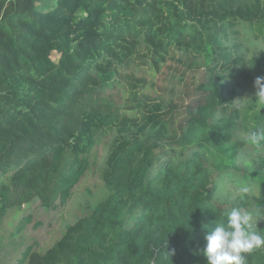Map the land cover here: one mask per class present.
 Returning a JSON list of instances; mask_svg holds the SVG:
<instances>
[{"label": "trees", "instance_id": "trees-1", "mask_svg": "<svg viewBox=\"0 0 264 264\" xmlns=\"http://www.w3.org/2000/svg\"><path fill=\"white\" fill-rule=\"evenodd\" d=\"M238 30L264 50V0H0V220L67 197L87 167L84 137L90 147L116 128L101 173L108 201L19 264H113L122 252L130 264H207L205 237L230 203L264 212V149L235 136L264 121L252 102L235 105L259 69ZM140 49L162 62L210 51L179 120L174 104L152 101L142 119H115L109 91ZM224 176L257 194L219 204ZM247 264H264V248Z\"/></svg>", "mask_w": 264, "mask_h": 264}, {"label": "rangeland", "instance_id": "rangeland-1", "mask_svg": "<svg viewBox=\"0 0 264 264\" xmlns=\"http://www.w3.org/2000/svg\"><path fill=\"white\" fill-rule=\"evenodd\" d=\"M235 37L241 44L246 60L256 61L259 66V69L248 77L249 81L241 86L235 105L243 110L252 102L254 106L252 116L257 118L258 112L264 114V104L256 101L253 82L257 77H264V50L258 47L254 51V41H243L239 30ZM171 56L174 57L173 60ZM211 57L209 50L201 55L195 54L194 59L191 60L181 57L179 52H172V54L167 53V56H164L165 61L162 62L161 59H155L148 52L140 49L132 64L123 72L124 77L115 81L109 91L115 119H142L145 112L141 105L152 101L161 103L164 107L174 104L177 109L176 120H179L182 116L185 96L197 86ZM259 126H264V121ZM115 130L116 128L112 131L103 128L104 132L91 140L93 144L90 147H88L89 138L84 137L80 144L84 150L80 159L86 161L85 173L68 196L61 197L54 207L45 208L39 201L34 200L20 208L5 212L0 220V264H19L18 261L28 251L42 253L63 234L68 225L77 219L89 217L99 203L108 201L112 192L106 189L101 173ZM251 130L253 129H239L235 136L239 140H245ZM175 150L178 151V147H175ZM237 183H241L237 178L230 179L224 176L221 179L217 200L219 204L226 206L231 202L230 197L235 192ZM247 187L257 194L255 186ZM263 222V219L258 218L259 230L258 224ZM150 250H153L151 246ZM126 262L130 264V258L122 252L114 258L113 264H126Z\"/></svg>", "mask_w": 264, "mask_h": 264}, {"label": "clouds", "instance_id": "clouds-1", "mask_svg": "<svg viewBox=\"0 0 264 264\" xmlns=\"http://www.w3.org/2000/svg\"><path fill=\"white\" fill-rule=\"evenodd\" d=\"M254 87L256 101L264 104V77H257ZM245 142L255 149H264V126L257 125L249 131ZM249 192L246 185L237 183L230 200L243 199ZM222 215L224 219L205 237L202 251L207 264H247V254L264 248V231L257 228V220L264 219V212L230 203Z\"/></svg>", "mask_w": 264, "mask_h": 264}]
</instances>
